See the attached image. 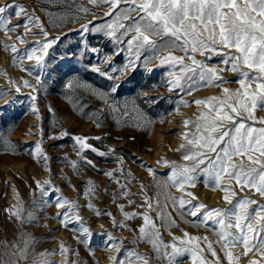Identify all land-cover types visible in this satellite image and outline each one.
<instances>
[{
  "label": "rangeland",
  "instance_id": "rangeland-1",
  "mask_svg": "<svg viewBox=\"0 0 264 264\" xmlns=\"http://www.w3.org/2000/svg\"><path fill=\"white\" fill-rule=\"evenodd\" d=\"M13 3L25 6L28 16L16 17L15 7L0 14V19H9V28L15 27V31H5L0 28V91L6 92L0 98V264H12L13 260H17V256L13 253H18L24 246L25 240L30 241L26 259L18 260V264H40L43 259H47L51 264H65L66 261L74 264H113L112 257L124 260V253L128 250L141 254L148 264H168V258L164 257L163 253L171 252L173 237L188 239L185 233L191 237L201 238L194 240L188 247L193 248L198 257L203 258L207 264H216V257H213L207 249L208 243L212 244L221 264H228L227 257L220 243L217 242L219 238L216 231L221 226L213 225L211 221L207 226L186 222L197 219L191 216L181 219L173 209L168 195L176 197L183 195L186 200L191 197L174 187L164 186L171 169L158 161L190 163L183 161L182 153L177 151L181 144L186 143L183 133L192 129L191 124L185 128L183 121L195 120L202 109L207 111L203 105L190 103L188 106L177 107L176 102L181 97L189 102L213 96L224 98L226 96L223 92L224 88L232 92L241 90V85L236 82L239 79L237 74L232 71L221 72L220 69L225 67L220 63L222 57L213 55L206 61L207 66H216L217 73L226 82L218 87L201 86L193 90L191 95H187L179 89L170 90L169 81L173 77L169 76V72L175 71L176 75L183 74L179 72V66L174 70L168 65H160V59L167 56V52L160 53L145 66L144 58L150 53L141 51L140 61H137L134 67H128L117 80L121 87L109 98V103L118 109L113 112L93 91L94 89L105 91L112 82L92 71L90 66L98 64L105 71L110 66L124 67L128 63L127 57L131 55L127 50L126 42L134 33L125 36L124 43L115 44L113 39L105 34L107 29L89 33L78 31L82 25H88L90 21L96 25L111 23L115 17H106L105 13L112 9L104 4L99 6L88 4L87 0H75V2L74 0H0V6ZM81 3L91 10L89 14L77 13ZM78 15L83 18L76 19ZM135 15L133 13V16ZM29 17H39L44 31L49 33V39L60 38L49 49L46 70L42 76L44 88L38 93L22 86V81L27 80L30 84L39 87L34 78V75L39 73V69L33 68L35 61L18 59L26 49L35 46L36 41L44 39L39 28L29 25L31 31H26L24 22ZM130 22V20L123 21L125 24ZM17 25L19 27H16ZM85 42L89 50H84ZM6 45H14L18 50L17 53H13L10 47L6 48ZM91 48L98 49V52H91ZM117 49L122 50L118 55H114ZM172 54L184 55L179 51H174ZM14 56L17 57L15 62ZM105 56L110 58L109 61L103 62ZM196 59L205 60V57L196 55ZM184 62L191 64L187 58ZM28 68L33 69V75L22 70ZM73 77L77 78L81 86L74 84L73 88L69 89L66 84ZM18 85L21 86L19 93L15 90ZM88 85L91 87H87ZM252 88H255V84ZM31 95L37 96L35 105L39 109L38 113H33L31 110ZM9 101L13 103H8ZM125 101L129 104L127 116L123 114ZM133 102L152 123L135 119L137 113L132 109ZM50 108L52 111H49ZM255 115L264 118V111L257 110ZM117 120L120 123H117ZM248 123L252 122L248 121ZM97 124L100 127H97ZM137 124L139 127L135 126ZM63 133L68 135L61 139H49L50 136L58 137ZM73 136L87 137V142L93 147L105 152L114 149L115 152L101 157L90 150L84 151L82 155L96 165V168H93L80 160L79 145H75L71 138ZM95 137L101 139L96 140ZM5 140L8 141L7 144L4 143ZM37 144H40L49 158L48 161L30 154L35 152ZM65 157L67 161H78V170H74L71 163L63 159ZM117 157L123 159L122 164ZM234 159L239 163V157ZM147 168H152L155 174H150ZM105 171H112L113 175L111 177L104 175ZM203 180L204 177L201 176L194 188H186L187 192H192L197 197V200H193V204L202 203L208 209L233 208V205L223 199L225 193L220 188L213 190L212 187L206 186ZM37 181L41 185L51 181L54 187L45 185L49 191L48 197H41ZM89 181L91 184L88 183ZM223 184L235 191L236 195L230 196L233 203L243 198H250L264 205V197L256 193L255 189H241L234 181H228L227 178ZM54 188L60 191L56 193ZM86 190H89L87 196L84 195ZM56 196L74 201L75 204H66L58 209ZM145 197L148 198L147 203L153 205L154 210L148 208ZM44 199L50 203L45 204ZM89 202L93 205V209L86 206ZM119 205L124 206L123 211L118 207ZM70 207L76 208L77 211L69 215H79L82 220L65 228L56 218V213L64 212ZM17 208L22 210L19 219L11 214ZM256 208V204L250 205L249 211H254ZM96 211L102 214L96 215ZM29 212L37 219L29 221ZM124 212L138 215L126 220ZM158 212L170 213L177 226L165 227L164 221L157 217ZM103 213H111V215ZM143 214L151 216L159 229L163 241V243L157 241L160 248L159 257L151 243L139 239V229L144 225ZM114 220L122 223L123 226L115 227ZM80 223L88 227L93 234L89 244L79 242L84 239L78 231ZM252 223H256L255 219ZM230 231L235 233L237 230L232 228ZM104 232L111 233L115 237L114 243L123 242L119 253L103 244L106 239L102 235ZM252 235L249 233L250 237ZM260 236H264V233H260ZM205 237L206 240L203 239ZM176 243L179 245L180 242L176 241ZM164 244H168L169 247L165 249ZM62 246L68 250L64 254L59 252ZM89 248L92 249L91 252ZM230 251L234 256H240L239 264H249L251 260L256 261L257 264H264V255H262L264 249H253L247 255H242L244 248L241 245L230 248ZM41 253L47 255L42 257ZM130 259L133 260V264H145L143 259L136 260L134 256ZM178 262L193 264L192 255L185 253L184 256L178 257Z\"/></svg>",
  "mask_w": 264,
  "mask_h": 264
},
{
  "label": "snow or ice",
  "instance_id": "snow-or-ice-1",
  "mask_svg": "<svg viewBox=\"0 0 264 264\" xmlns=\"http://www.w3.org/2000/svg\"><path fill=\"white\" fill-rule=\"evenodd\" d=\"M75 2V0H74ZM88 4L99 6L107 5L112 11L105 13L106 17H115L111 23H102L99 25L90 21L88 25H82L78 30L82 33L100 32L105 29L108 31L105 34L113 39L115 44L124 43V37L129 33H134L127 40V50L131 54L127 57L128 63L122 68L111 67L105 71L98 64L91 65V70L111 81L109 88L105 91L94 89V94L103 99L105 104L111 108L113 112L118 111L112 104L109 103V98L112 94L119 91L121 85L117 83L119 76H122L128 67H134L137 61L141 59V51H147L149 56L144 58L145 66L156 59L160 53L167 52L168 55L160 59V65H168L175 70L179 66V72L183 75H176L175 71L169 72V76L173 79L169 81L170 90L179 89L181 92H186L191 95L192 91L201 86L218 87L226 81L217 73L216 66L208 67L206 61L210 60L213 55L222 57L220 63L225 65L220 71H232L237 74L239 79L236 81L241 85V90L232 92L228 88H224L226 94L224 98L207 97L196 99L194 101L184 100L183 97L177 101V107L180 105L188 106L190 103L203 105L205 110H201L195 120H184L185 128L189 124L192 129L183 133V139L186 143L181 144L177 151L182 153L181 159L190 163L178 164L175 161L161 160L163 166H169L171 171L167 179L164 181L165 187H174L178 191L184 192L191 199H184L183 195L176 197L168 195V199L172 201L173 209L177 214L184 219L185 216L197 218L195 221H186L196 223L197 225H208L211 221L213 225H220L216 235L218 243L227 257L228 264H239L240 256H234L230 248L243 246L244 252L242 255H247L253 249H264V205L259 204L257 200L243 198L233 203L230 196H235V191L230 186H225L223 181L227 178L228 181H234L235 185L241 189H255L261 197H264V118L257 117V110L264 111V0H87ZM123 5V6H122ZM15 7L16 17L22 15L28 16L25 6L8 4L0 6V14L5 13L8 9ZM91 10L81 3L77 9V13L89 14ZM133 13L136 15L133 16ZM51 16V13H46ZM96 15L95 13H91ZM83 18L76 16V19ZM130 20L129 24L123 21ZM51 22V21H50ZM9 19H0V28L5 31H15V27L9 28ZM39 28L44 39L36 41L35 46L26 49L23 55L18 59L25 58L30 61H35L33 68L39 69V73L34 75L37 82L32 85L27 80L22 81L23 87L32 89V92L38 93L41 88H44V80L42 76L46 70V58L49 55V49L60 39L54 37L49 39V33L44 31L43 23L39 17H29L24 22L26 31H31L28 26ZM59 26V25H56ZM16 27H19L17 25ZM123 31H120V30ZM119 32V35H117ZM23 42V41H22ZM219 45V47H217ZM10 47L13 53H17L14 45H6ZM228 49L229 51H224ZM87 44L85 42V49ZM122 49H117L114 55H118ZM91 52L96 53L98 49L91 48ZM179 51L184 53L183 56H175L172 53ZM196 55L204 56L205 60H197ZM185 58L191 61V64H186ZM14 62L17 57L14 56ZM109 57L105 56L103 62L109 61ZM27 71L29 75H33V69H22ZM74 84L81 86L77 78L73 77L67 81L66 87L72 89ZM255 84V88L252 85ZM87 87H91L88 85ZM21 86H16V92L19 93ZM6 92L0 91V98ZM37 100L36 95L30 96L31 110L33 113H38L39 109L35 105ZM153 103L156 101H147ZM8 103H13L9 101ZM129 104L124 102V115L128 113ZM132 109L137 113L135 119L145 120L147 123H152L148 120L145 113L139 110L138 106L133 102ZM49 111H52L50 108ZM163 119V117H161ZM251 121L252 123H248ZM117 123H120L117 120ZM259 124L261 126H255ZM139 127V124L135 125ZM97 127H100L97 124ZM42 135V131H41ZM68 133H63L62 136H50L49 139H61L67 136ZM75 145H79L78 155L80 160L87 165L96 168L92 160H87L82 153L90 150L92 153L104 157L114 154V149H109L108 152L99 150L89 144L87 137L73 136L71 137ZM100 140L101 137H95ZM8 143V141H4ZM34 157H39L44 161H48L47 155L43 152L40 144L36 145L35 152L30 153ZM236 157H239V163L235 162ZM71 163L74 170H78V161H67ZM117 160L122 164L123 159L117 157ZM247 160V163H245ZM144 166L143 164L141 165ZM121 170L122 169H118ZM150 174H155L152 168H147ZM111 177L112 171L103 173ZM204 177V184L212 187L213 190L220 188L224 193L223 199L230 205L232 209L212 208L208 209L205 204L195 203L197 200L192 192H187L186 188H194L199 178ZM37 187L40 189L42 198L49 196V191L45 187H54L51 181H46L45 185H41L38 181ZM91 184V182H88ZM159 186V185H158ZM124 187V186H122ZM58 193L60 190L54 188ZM89 190H86L84 195L87 196ZM128 195V193H122ZM148 198L145 197L147 203ZM45 204L50 203L44 199ZM132 203V201H129ZM66 204H75L74 201H69L62 196H56V207L63 208ZM256 204L257 208L254 211H249V206ZM89 209H93V205L89 202L86 205ZM148 208L153 209L151 203H147ZM123 211V205L118 206ZM154 210V209H153ZM21 209L17 208L11 214L16 218H21ZM77 211L76 208H68L64 212H57L56 218L59 219L61 226L68 228L75 222H80L82 218L79 215L70 216L69 213ZM96 211V215H101ZM111 215V213H103ZM124 219H131L138 215L137 213L124 212ZM157 217L164 221L165 227L177 226L175 220L171 218V214L167 212H158ZM31 212L28 213V220H35ZM144 225L140 227L139 239L152 244L153 250L157 252L158 257L160 248L157 241L163 243L159 229L154 223L151 216L143 214ZM256 223L253 224L252 220ZM247 221V223H243ZM115 227H122V223L113 221ZM235 228L234 233L230 229ZM78 231L83 235L84 239L79 240L81 243L89 244L90 238L93 235L88 227L80 223ZM249 233L253 235L250 237ZM106 237L103 244L113 251L119 253L123 242L114 243L115 237L111 233H102ZM188 237L186 240H181L179 237H173V243L170 245L171 252L165 251L164 257L168 258V264H179L178 257L184 256L185 253L192 255L193 264H207V262L198 257V254L193 248L188 247L194 240L201 238L191 237L188 233L184 234ZM203 239H207L206 237ZM179 241V245L176 243ZM30 241L25 240L24 246L19 249L18 253H13L17 256V260H13L12 264H18V260L26 259L27 248ZM168 244H164L167 249ZM208 251L213 257H216V264H221L220 258L213 249L212 244L208 243ZM68 251L63 246L59 250L60 254ZM91 252L92 249L89 248ZM203 250H201L202 252ZM46 253H41V256H46ZM125 259L120 260L112 257L113 264H133L130 257H135L136 260L148 261L139 253L128 250L124 253ZM264 255V253H262ZM40 264H51L47 259L40 261ZM65 264H74V262L66 261ZM249 264H257L251 260Z\"/></svg>",
  "mask_w": 264,
  "mask_h": 264
}]
</instances>
